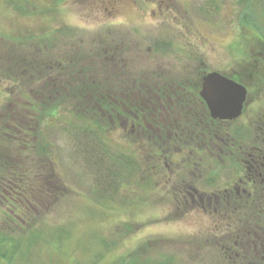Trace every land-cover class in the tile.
<instances>
[{
  "label": "rangeland",
  "instance_id": "1",
  "mask_svg": "<svg viewBox=\"0 0 264 264\" xmlns=\"http://www.w3.org/2000/svg\"><path fill=\"white\" fill-rule=\"evenodd\" d=\"M245 12L252 24L243 21ZM258 39L264 41V0H0V159L18 174L35 162L27 169L34 200L20 197L22 184L16 191L0 187L1 233L11 229L24 242L34 235V264H239L225 253L237 251L230 249L236 233L205 213L214 212L212 191L238 182L230 161L220 167L227 166L215 186L196 184L204 176L200 167L173 164L154 173L146 189L102 152V168L79 152L88 142L72 135L78 121L67 103L53 118L40 116L41 106L59 101L67 89L53 67L66 68L74 81L103 83L130 67L155 71L162 65L194 76L231 67L247 71L254 49L264 47ZM163 41L165 48L158 46ZM112 63L127 69H112ZM247 100V123L259 110L264 116V88H251ZM107 135L109 154L122 155L125 134ZM44 143L48 160L37 149ZM193 185L197 194L211 193L205 210L188 196ZM241 243L246 248L249 239Z\"/></svg>",
  "mask_w": 264,
  "mask_h": 264
},
{
  "label": "trees",
  "instance_id": "2",
  "mask_svg": "<svg viewBox=\"0 0 264 264\" xmlns=\"http://www.w3.org/2000/svg\"><path fill=\"white\" fill-rule=\"evenodd\" d=\"M242 15L245 24H252L250 12ZM167 44L163 41L158 46L165 48ZM119 64L112 63L111 68L120 71L127 69L125 64ZM158 67L155 71H137L130 67L127 74L117 72L118 75L111 76L115 81L107 80L106 83H103L105 78L100 81H74L71 77L63 79L65 84H61L67 89L57 95L59 101L54 99L51 103L47 100V104L41 106L40 117H55L58 109L67 103L64 107L71 108V116L78 121L72 135L88 142L79 145V152L86 153V157L99 163L97 153L102 152L109 161L112 159L115 167L124 168L132 181L135 182L134 177H138V183L145 182L146 186L142 187L146 189L151 186L149 181L154 173L158 174L161 168H172L173 164H177L181 170H190L195 165L200 167L204 171V178H199L196 184L215 186L221 173L219 170L225 168L220 167L230 161L235 167V174L239 176L238 182L230 189L217 187L211 192L215 213L206 211L204 207L211 200V193L197 194V187L193 185L189 188L188 196L216 224L236 233L230 249L237 251L223 250L230 255L228 262L231 259L232 263L264 264V116L261 110L259 116L249 123L248 119L252 117H247L246 110L236 121L211 119L198 96L200 77L204 72L194 76L191 73L167 71L162 65ZM40 68L37 73L41 75L43 71ZM53 69L56 72L59 67ZM14 74L17 78L24 77L20 73ZM108 120L112 122L110 125ZM117 130L125 134L123 142L126 146L119 148L125 151L122 155L114 157L112 153L109 154L107 134ZM47 148V143L37 146L48 160L51 153ZM215 155L221 158L223 164L216 161ZM30 163L35 162H27L28 170ZM45 164L42 161L41 165L45 167ZM100 165L99 168H102L103 163ZM10 167L9 160L0 159V187L16 191L15 186L22 184L20 197L31 198L28 192H33L34 180L30 178L29 171L25 168L19 174L16 171L9 173ZM123 179L119 176V182ZM7 232L5 236L0 231V264H34L30 259L29 243L35 236H27L29 239L24 242L23 234L11 229H7ZM247 239L248 251L241 243Z\"/></svg>",
  "mask_w": 264,
  "mask_h": 264
},
{
  "label": "water",
  "instance_id": "3",
  "mask_svg": "<svg viewBox=\"0 0 264 264\" xmlns=\"http://www.w3.org/2000/svg\"><path fill=\"white\" fill-rule=\"evenodd\" d=\"M198 94L212 119L233 120L241 114L246 90L233 80L210 72L202 76Z\"/></svg>",
  "mask_w": 264,
  "mask_h": 264
},
{
  "label": "flooded vegetation",
  "instance_id": "4",
  "mask_svg": "<svg viewBox=\"0 0 264 264\" xmlns=\"http://www.w3.org/2000/svg\"><path fill=\"white\" fill-rule=\"evenodd\" d=\"M105 1H107L108 4H110L112 0H105ZM121 1L135 2V0H121ZM146 1H151V0H146ZM258 40L264 43L263 40H260V39ZM253 52L254 53L252 54V56L253 57L255 56V57L251 61L250 68L247 69V71H238L237 69H235L236 67L235 68L231 67V69L229 70L230 71L229 73L227 72V70H224V69H217L214 71L220 72L221 74L229 76L230 78L234 77L235 79L233 80L242 84L246 88L247 91H250L251 88H253L255 91L259 90L260 88H264V47H262L261 49H254ZM261 58H263V61H261L260 62L261 65H259V61ZM259 66L261 67L259 68ZM58 67H59V70L58 71L56 70V74L58 75L59 79L62 82V80L66 79L67 76H70V74L69 73L67 74V69L61 68V65H59ZM205 72L207 71L205 70ZM250 102H248V100L246 99V102H245V105L242 111V115L245 110L247 112V107L249 105L250 107L252 106Z\"/></svg>",
  "mask_w": 264,
  "mask_h": 264
}]
</instances>
